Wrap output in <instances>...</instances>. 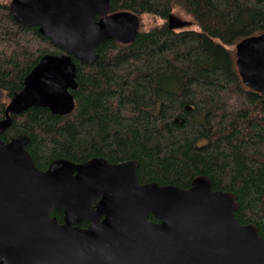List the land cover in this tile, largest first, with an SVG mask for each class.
Here are the masks:
<instances>
[{
    "label": "trees",
    "instance_id": "trees-1",
    "mask_svg": "<svg viewBox=\"0 0 264 264\" xmlns=\"http://www.w3.org/2000/svg\"><path fill=\"white\" fill-rule=\"evenodd\" d=\"M9 3L0 0V120L40 57L61 53L37 27L17 24ZM109 9L139 17L134 41L100 42L91 65L72 58L73 109L29 107L11 115L0 138L27 135L25 149L40 170L55 159L101 157L136 160L140 183L188 188L207 176L213 190L236 195L235 218L255 224L264 239V97L243 86L229 49L264 33V0H109ZM175 10L194 27L168 29ZM140 15L162 23L142 31ZM52 216L61 222L63 213Z\"/></svg>",
    "mask_w": 264,
    "mask_h": 264
},
{
    "label": "water",
    "instance_id": "water-1",
    "mask_svg": "<svg viewBox=\"0 0 264 264\" xmlns=\"http://www.w3.org/2000/svg\"><path fill=\"white\" fill-rule=\"evenodd\" d=\"M9 10L61 53L44 54L24 77L5 106L0 136L11 115L32 106L68 114L77 87L72 58L91 65L96 45L129 44L139 29L136 14L110 12L109 0H10ZM166 25L181 30L190 22L170 14ZM234 64L243 86L264 97V33L234 45ZM28 141L0 138V264H264L256 225L237 221L236 195L213 190L209 177H194L188 188L140 183L136 160L101 157L55 159L40 170Z\"/></svg>",
    "mask_w": 264,
    "mask_h": 264
},
{
    "label": "rangeland",
    "instance_id": "rangeland-1",
    "mask_svg": "<svg viewBox=\"0 0 264 264\" xmlns=\"http://www.w3.org/2000/svg\"><path fill=\"white\" fill-rule=\"evenodd\" d=\"M173 14L175 16L179 17L182 20H185V21L190 22V25L187 26V27H185V28L191 29V28L194 27V25L192 24V21H191L192 19L187 14H185L183 11H181V10H175L173 12ZM140 21L142 23L140 30H142V31L147 30V29H149V28H151V27H153L155 25H159V24L162 23V20H160L157 17L151 16V15H140ZM229 49L234 54V46L229 47Z\"/></svg>",
    "mask_w": 264,
    "mask_h": 264
}]
</instances>
